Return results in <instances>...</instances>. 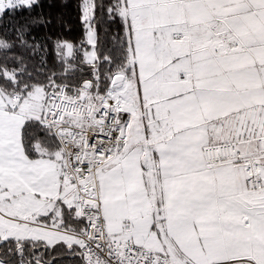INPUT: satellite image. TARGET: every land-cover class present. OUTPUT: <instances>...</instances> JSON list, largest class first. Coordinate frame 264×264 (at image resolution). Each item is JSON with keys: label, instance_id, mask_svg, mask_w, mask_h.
Masks as SVG:
<instances>
[{"label": "snow or ice", "instance_id": "1", "mask_svg": "<svg viewBox=\"0 0 264 264\" xmlns=\"http://www.w3.org/2000/svg\"><path fill=\"white\" fill-rule=\"evenodd\" d=\"M67 6L0 0V264H264V0Z\"/></svg>", "mask_w": 264, "mask_h": 264}, {"label": "trees", "instance_id": "2", "mask_svg": "<svg viewBox=\"0 0 264 264\" xmlns=\"http://www.w3.org/2000/svg\"><path fill=\"white\" fill-rule=\"evenodd\" d=\"M54 2L59 6L63 4H67L68 6L65 7H60L58 10L63 12L64 18L66 21L70 22L73 25V31L69 35L66 30H64V36L76 43H79L80 39L82 38V33L83 30L78 27L79 21L75 19L76 17V0H54ZM45 29L40 28L38 30H35L33 32V35L37 38L40 39L45 35ZM60 32L59 29H53V30H48V34L52 36L53 40L56 39L58 33ZM101 39H103V32L101 33ZM49 47L51 48V44L49 43ZM67 259V258H65Z\"/></svg>", "mask_w": 264, "mask_h": 264}]
</instances>
